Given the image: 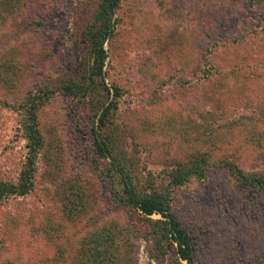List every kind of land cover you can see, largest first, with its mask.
Masks as SVG:
<instances>
[{
  "label": "rangeland",
  "instance_id": "374dc122",
  "mask_svg": "<svg viewBox=\"0 0 264 264\" xmlns=\"http://www.w3.org/2000/svg\"><path fill=\"white\" fill-rule=\"evenodd\" d=\"M99 1L25 0L0 23V180L16 181L27 153L10 105L88 68L83 30ZM115 18L104 72L112 94L120 89L113 126L134 181L159 189L169 169L208 153L205 177L173 188L197 264H264V191L240 186L220 165L264 174V0H122ZM11 63L16 81L5 85ZM90 116L82 99L62 94L40 108L45 144L34 187L0 200V264H77L89 234L102 229L117 233L131 264H174L171 254L152 258L151 243L129 232L107 161L93 151Z\"/></svg>",
  "mask_w": 264,
  "mask_h": 264
},
{
  "label": "trees",
  "instance_id": "16d2710c",
  "mask_svg": "<svg viewBox=\"0 0 264 264\" xmlns=\"http://www.w3.org/2000/svg\"><path fill=\"white\" fill-rule=\"evenodd\" d=\"M25 0H0V23L16 15ZM122 0H100L93 18L83 30V37L89 43L90 62L80 76L68 77L51 84H44L31 92L18 105H10L21 115V128L26 139V160L16 181L0 180V200L12 195H25L32 191L35 184L39 155L45 144L40 128L39 110L48 103L53 95L79 98L91 113L90 139L97 158L107 161L104 174L110 179V193L116 206L125 207L130 216L129 232H136L150 242L148 251L152 258L164 260L169 254L174 256V264H197L193 239L181 224L173 209V188L185 184L190 178L205 177L211 167L212 159L208 153L196 155L188 163H181L168 170L169 183L159 189L151 186L143 189L136 183L130 171L126 151L120 147L119 139L113 126V115L118 108L120 89L106 82L104 68L108 53L107 40L116 32L117 9ZM262 0H247V5L254 7ZM6 67L4 84H14L17 74ZM49 85V86H48ZM51 86V87H50ZM228 169L236 182L243 187L258 186L264 191V174L248 173L233 161L220 164ZM150 185V184H149ZM73 199L82 196L79 190L71 188ZM72 199V198H71ZM159 215V218H153ZM117 234V233H116ZM111 230H94L85 248L86 258L77 264H106L112 258H124L120 264H131L116 246V235ZM127 246V245H126ZM169 256V257H170Z\"/></svg>",
  "mask_w": 264,
  "mask_h": 264
}]
</instances>
